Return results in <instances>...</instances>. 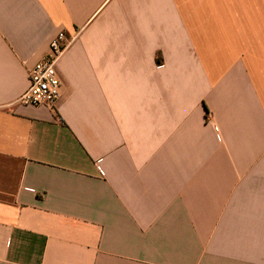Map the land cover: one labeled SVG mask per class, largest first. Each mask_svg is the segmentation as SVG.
Here are the masks:
<instances>
[{"label": "crops", "instance_id": "0c3cea01", "mask_svg": "<svg viewBox=\"0 0 264 264\" xmlns=\"http://www.w3.org/2000/svg\"><path fill=\"white\" fill-rule=\"evenodd\" d=\"M0 264H264V0H0Z\"/></svg>", "mask_w": 264, "mask_h": 264}, {"label": "built area", "instance_id": "2783aa9c", "mask_svg": "<svg viewBox=\"0 0 264 264\" xmlns=\"http://www.w3.org/2000/svg\"><path fill=\"white\" fill-rule=\"evenodd\" d=\"M77 38L70 37L64 30H59L51 39L47 53L37 61L28 72V87L17 100L25 106L53 108L60 96V80L56 65L63 53ZM102 175V171H99Z\"/></svg>", "mask_w": 264, "mask_h": 264}]
</instances>
